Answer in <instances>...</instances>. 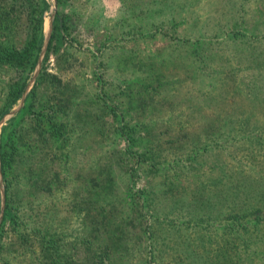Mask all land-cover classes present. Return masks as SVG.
Listing matches in <instances>:
<instances>
[{"label":"rangeland","instance_id":"obj_1","mask_svg":"<svg viewBox=\"0 0 264 264\" xmlns=\"http://www.w3.org/2000/svg\"><path fill=\"white\" fill-rule=\"evenodd\" d=\"M45 1L32 69L0 63V143L11 133L14 146L13 175L0 168V264L77 262L97 247L130 264H179L192 248L264 264V240L230 238L264 205V0ZM33 10L0 0V46L23 50Z\"/></svg>","mask_w":264,"mask_h":264},{"label":"trees","instance_id":"obj_2","mask_svg":"<svg viewBox=\"0 0 264 264\" xmlns=\"http://www.w3.org/2000/svg\"><path fill=\"white\" fill-rule=\"evenodd\" d=\"M58 3L61 2V0H56ZM31 2L34 3V10L31 12L33 13L37 12V18L36 21L31 24V30H30V36L29 39L25 42V46L23 50H20L18 48H12V45L9 47H3L0 46V63L2 65L7 64L12 66L14 63H28L30 62L29 68L32 69L34 66V60L36 59V52L40 50V44L42 41V35H43V25H42V13L43 9L46 6L45 0H31ZM34 16V15H33ZM59 19L56 18V22L54 24V29L52 32V36L50 39V42L48 44L47 52L45 54V57L47 58L51 43L54 40L55 34L59 33ZM26 86V78H24L21 82L12 83L9 86L8 92H7V108L13 105L21 96L22 91L24 90ZM8 109L3 110L0 113V117L5 113V111ZM227 121V122H225ZM241 123H243V126L249 128L251 126V120L249 119V116L247 115L246 118L241 119ZM235 124V118L232 115H227V117L224 118V125L231 128L232 125ZM49 129H59V125L55 123V121L51 120V123L49 125ZM52 133H59L57 130H51ZM11 139V133H8L6 135V141L1 144L0 143V164H1V170L4 178L7 176L9 172H11V169L13 168V164L11 165V158L13 157V148L14 146H10L9 140ZM12 149V152H11ZM12 175H13V169H12ZM13 178V177H12ZM249 184V183H248ZM226 193H232L230 190H226ZM237 191V190H236ZM233 192V193H239V192ZM224 193V194H226ZM5 196H6V204H5V210L7 214V208L9 204V191L5 190ZM222 196V195H221ZM220 196V197H221ZM219 203L221 204L220 199ZM217 200V201H218ZM223 202V201H222ZM243 199H241L239 203V208H243ZM234 207V205H233ZM9 214V211H8ZM240 218L245 221L244 225H241V228L238 227L237 229H234L232 240L239 241L247 248L251 247V244H256L257 242L264 240V232H263V225H260V223L264 222V205L252 209L250 212L241 213ZM237 219V218H236ZM17 217L16 215H12V223L16 224ZM252 228V229H251ZM231 240V239H230ZM154 243V242H153ZM92 251L91 256L84 255L82 256L79 261L73 262L69 258H64L62 261L57 260V263L60 262V264H130L126 260H113L109 259L106 260L104 256H110L111 252H108L107 249L104 252H101L97 250ZM207 254V253H206ZM157 255H160V251L157 252ZM204 255V256H201ZM125 257V255H123ZM223 259H217V262L214 263L211 260H209L208 255H205L203 252H195V249L187 250L184 252L183 256L179 257V264H230V261L226 258V251L223 255H221ZM195 257V258H193ZM123 258V257H122ZM153 258V257H152ZM192 258V259H191ZM186 259V260H185ZM56 262V260H55ZM152 260L150 257H143L140 261V264H151Z\"/></svg>","mask_w":264,"mask_h":264},{"label":"water","instance_id":"obj_3","mask_svg":"<svg viewBox=\"0 0 264 264\" xmlns=\"http://www.w3.org/2000/svg\"><path fill=\"white\" fill-rule=\"evenodd\" d=\"M48 39H49V32L46 34L45 36V40H44V45H43V48L41 50V56L46 48V45H47V42H48ZM41 58V57H40ZM1 168V167H0ZM1 171V170H0ZM3 211H4V190L3 188H1V210H0V222H1V219H2V216H3Z\"/></svg>","mask_w":264,"mask_h":264}]
</instances>
